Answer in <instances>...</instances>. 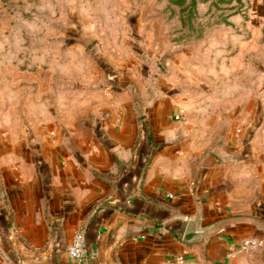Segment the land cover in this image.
<instances>
[{
  "label": "crops",
  "instance_id": "obj_1",
  "mask_svg": "<svg viewBox=\"0 0 264 264\" xmlns=\"http://www.w3.org/2000/svg\"><path fill=\"white\" fill-rule=\"evenodd\" d=\"M15 1L0 0V10ZM241 10L256 16L230 24L244 39L204 41L220 63L215 76L231 80L207 88L212 98L188 81L198 77L181 48L158 83L112 71L104 87L51 99L47 86L0 87V264H73L76 231L83 264H264V245L241 247L264 240V88L234 81L264 40L252 37L264 31V0ZM226 219L184 241L190 221Z\"/></svg>",
  "mask_w": 264,
  "mask_h": 264
},
{
  "label": "rangeland",
  "instance_id": "obj_2",
  "mask_svg": "<svg viewBox=\"0 0 264 264\" xmlns=\"http://www.w3.org/2000/svg\"><path fill=\"white\" fill-rule=\"evenodd\" d=\"M244 3L16 0L9 10H0V87L36 93L47 86L51 99L62 89L67 96L74 90L87 94L90 87H104L105 73L112 71L158 83L170 70L169 56L181 48L183 58L190 56L181 64L198 77L188 81L203 89L204 99L212 98L205 94L207 88L220 90L231 80L215 76L220 63L211 53L215 48L205 47L204 41L238 34L244 39L243 28L230 26L234 20L239 22L237 18L244 24L255 19L252 11L241 10ZM254 36L264 38V31L252 33ZM247 53L240 77L234 81L241 85L250 82L260 93L264 88V40ZM249 69L254 77H246Z\"/></svg>",
  "mask_w": 264,
  "mask_h": 264
},
{
  "label": "built area",
  "instance_id": "obj_3",
  "mask_svg": "<svg viewBox=\"0 0 264 264\" xmlns=\"http://www.w3.org/2000/svg\"><path fill=\"white\" fill-rule=\"evenodd\" d=\"M264 245L260 238L245 239L241 247L245 250H254ZM69 255L73 264H83L86 257L85 236L82 231H76L69 245Z\"/></svg>",
  "mask_w": 264,
  "mask_h": 264
},
{
  "label": "water",
  "instance_id": "obj_4",
  "mask_svg": "<svg viewBox=\"0 0 264 264\" xmlns=\"http://www.w3.org/2000/svg\"><path fill=\"white\" fill-rule=\"evenodd\" d=\"M136 105L137 108H141L142 102L139 99H136ZM232 221H234V219H226L218 221L206 227H201L199 221H190L189 226L184 235V241L192 243L198 240L208 238L213 231L222 228L224 225Z\"/></svg>",
  "mask_w": 264,
  "mask_h": 264
}]
</instances>
